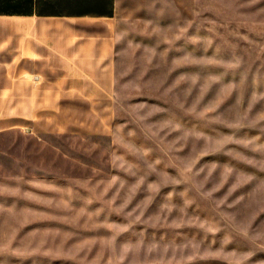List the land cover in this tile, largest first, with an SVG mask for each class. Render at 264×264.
<instances>
[{"label": "rangeland", "instance_id": "rangeland-1", "mask_svg": "<svg viewBox=\"0 0 264 264\" xmlns=\"http://www.w3.org/2000/svg\"><path fill=\"white\" fill-rule=\"evenodd\" d=\"M68 25L115 30L113 75L50 62L0 113V264H264V0Z\"/></svg>", "mask_w": 264, "mask_h": 264}, {"label": "crops", "instance_id": "crops-1", "mask_svg": "<svg viewBox=\"0 0 264 264\" xmlns=\"http://www.w3.org/2000/svg\"><path fill=\"white\" fill-rule=\"evenodd\" d=\"M121 4L122 0H0V113L32 115V90L41 79L34 82L31 76L36 68L42 74L50 62L88 70L96 61L113 75L115 30L98 34L62 23L111 24Z\"/></svg>", "mask_w": 264, "mask_h": 264}]
</instances>
